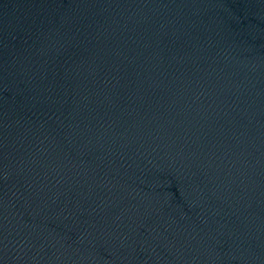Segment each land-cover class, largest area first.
I'll return each mask as SVG.
<instances>
[{
	"label": "water",
	"instance_id": "95a60500",
	"mask_svg": "<svg viewBox=\"0 0 264 264\" xmlns=\"http://www.w3.org/2000/svg\"><path fill=\"white\" fill-rule=\"evenodd\" d=\"M0 264H264V0H0Z\"/></svg>",
	"mask_w": 264,
	"mask_h": 264
}]
</instances>
